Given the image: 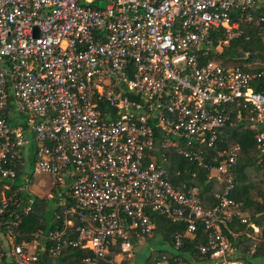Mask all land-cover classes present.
<instances>
[{
	"label": "built area",
	"instance_id": "built-area-1",
	"mask_svg": "<svg viewBox=\"0 0 264 264\" xmlns=\"http://www.w3.org/2000/svg\"><path fill=\"white\" fill-rule=\"evenodd\" d=\"M262 6L264 0H0L5 264H37V253L46 251L38 234L16 242L32 200L5 217L12 198L4 192L20 168L26 184L38 174L55 188L71 181L73 205L62 229L47 235L55 244L50 254L69 246L91 251L80 264H122L134 255L132 241L152 234V216L162 215L185 224L175 252L202 226L208 233L198 251L206 260L197 264H243L223 234L234 216L254 227L230 197L240 148L217 143L226 126L264 125V90L256 88L264 65L248 61L249 53L242 65L206 57L239 37L243 23L264 37V13L252 12ZM219 30L225 38L212 48ZM254 139L261 163L264 133ZM157 144L216 174L223 189L214 207H202L198 187L168 181L167 156H155ZM115 238L122 239L118 253L110 251ZM157 264L185 262L162 256Z\"/></svg>",
	"mask_w": 264,
	"mask_h": 264
},
{
	"label": "trees",
	"instance_id": "trees-1",
	"mask_svg": "<svg viewBox=\"0 0 264 264\" xmlns=\"http://www.w3.org/2000/svg\"><path fill=\"white\" fill-rule=\"evenodd\" d=\"M252 12L263 14L264 6L261 9H254ZM210 38L213 39L212 48H215L218 39L223 40L225 36L223 31L219 30L213 32ZM246 53L250 54L248 61L257 60L260 66L264 65V37L260 35L258 28L250 23H243L239 37L231 39L227 46H218V50L210 52L206 59H213L221 64L242 65L246 63L244 60ZM260 87L264 90V79L256 81V88L260 89ZM10 121L13 122L12 119ZM256 133H264V125H256L253 128L249 122H241L234 126H226L217 143L219 149L230 145H238L240 148L238 161L233 169L235 187L230 197L241 205L240 212L244 213L248 224L258 228V232H253L251 227L247 228V225L241 224L236 216L232 218L228 230L223 228L224 236L234 249L233 258L243 264H264V161L258 163L259 152L256 150L254 139ZM162 153L167 156V162L165 163L167 179L175 188L183 189V186H196L199 189L198 198L203 208L209 209L217 204L218 199L216 196L222 192L223 185L218 184L216 179L209 178V173L200 169L195 163L177 155L173 149L163 150L157 144V149L154 152L155 156L159 158ZM32 163L33 161L31 160ZM29 167L32 168V165ZM23 174H28V172L25 169H18L17 178L11 184L10 190H5L4 192L6 198H12V202L8 203L5 212L6 218L19 211L29 199L32 200L27 191L21 190L18 193H12L13 190L21 187L18 180H22L21 175ZM252 190L257 191V196L261 198L260 201L254 200V195H251ZM67 192H64L62 187H60L53 192L50 199L34 197L31 211L23 217L18 227L21 237L17 238V243L22 241L31 242L36 234L45 240L46 251L42 254L37 253L40 257L37 264H80L82 259L91 256V251L88 249L69 246L63 247L58 256L50 254L48 251L51 246L55 248V244L52 245L47 242V235L52 231L62 229L65 218L69 217L64 215V211L73 205L67 197ZM61 200H64L63 205L60 204ZM1 205L0 199V207ZM152 217L155 221V228L151 235L142 237L141 240L146 238L145 240L148 241L147 237H151L149 243L158 240L159 247L153 249L152 252L150 251L144 257L141 256L144 258L143 264H157L162 256H166L171 262L175 259H181L185 264L205 262L206 258L198 251V246L206 241L208 233L202 226H199L192 236L184 240L180 251L175 252L172 247L174 238L177 234L184 233L185 224L183 222L173 223L162 215H153ZM0 233L5 239L4 228L0 229ZM68 236H76L74 229L69 231ZM4 239L0 238V255H2L0 264L7 262L6 245L4 244H7L8 241H4ZM121 241L122 239L115 238L114 245L111 246L110 251L119 252ZM136 241L139 240H133L132 244L136 245ZM254 245V252L249 255ZM135 256L134 254V259ZM123 263L128 264L125 261Z\"/></svg>",
	"mask_w": 264,
	"mask_h": 264
},
{
	"label": "rangeland",
	"instance_id": "rangeland-1",
	"mask_svg": "<svg viewBox=\"0 0 264 264\" xmlns=\"http://www.w3.org/2000/svg\"><path fill=\"white\" fill-rule=\"evenodd\" d=\"M101 6H103V4H101ZM13 122H16V121H13ZM67 180H68V178H65V183H64V185H62V189L64 192L68 191L70 184H71V181H67ZM18 182L22 186V189L29 193V195L32 197V200L34 197H37L39 199H50L52 197L53 192L58 189V188H55L53 180L50 177L43 175V174L35 175L33 177L32 183L26 184V181L24 179L18 180ZM251 195H254V197H253L254 200H257V201L261 200V198L259 196H257L256 190H252ZM1 200H4V198ZM251 228H252L253 232H256V230H258V228L255 226L251 227ZM150 238L147 237L148 241L145 240L146 238L139 240V241H136L137 242L136 245H133V247H132V252L136 254L135 260L133 258V256H134L133 255L130 258H126V260H124V261L127 262L128 264H133V263L143 264L144 255L148 254L150 251L152 252L153 249L158 248V246L154 244L156 242L158 243V240L157 241L154 240L155 242L153 241L152 243H149ZM4 241H8V239L5 237ZM4 245H6V244H4ZM29 249L32 251L35 249V246L30 245ZM141 256H143V257H141ZM119 258L120 257L116 256L115 260L117 262H119ZM132 260H134V261H132Z\"/></svg>",
	"mask_w": 264,
	"mask_h": 264
},
{
	"label": "crops",
	"instance_id": "crops-1",
	"mask_svg": "<svg viewBox=\"0 0 264 264\" xmlns=\"http://www.w3.org/2000/svg\"><path fill=\"white\" fill-rule=\"evenodd\" d=\"M209 178H214V179H216L217 180V182H218V184H221L220 183V181H219V179H218V177L216 176V174H209ZM222 185V184H221ZM240 210H241V208H240ZM242 214H243V216H244V213L242 212ZM238 234V233H237ZM240 234V233H239ZM0 238L3 240L4 239V237H3V235L0 233ZM41 239V238H40ZM155 241H157V240H155ZM154 241V242H155ZM152 243V242H151ZM41 244H45V240H43V239H41ZM155 245H157L158 247H159V241H158V243L156 242V243H154ZM8 246V245H7ZM120 252V251H119ZM114 253H118V252H114ZM135 254V253H134ZM136 255V254H135ZM2 257V255H0V258ZM6 257H7V255H6ZM135 258H136V256H135ZM120 259L121 258H119V261H120ZM7 260H8V258H7ZM135 260V259H134ZM134 260H132V261H134ZM2 263V262H1ZM133 263V262H132ZM122 264H124V263H122ZM133 264H135V263H133Z\"/></svg>",
	"mask_w": 264,
	"mask_h": 264
}]
</instances>
